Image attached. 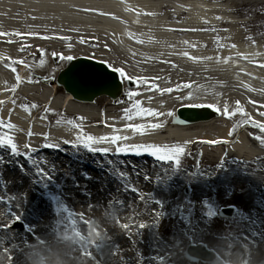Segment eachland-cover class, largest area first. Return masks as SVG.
Listing matches in <instances>:
<instances>
[{
    "label": "bare ground",
    "instance_id": "obj_1",
    "mask_svg": "<svg viewBox=\"0 0 264 264\" xmlns=\"http://www.w3.org/2000/svg\"><path fill=\"white\" fill-rule=\"evenodd\" d=\"M262 1L0 0V33L21 34L0 36V101L3 102L0 103V119L5 124L10 122L15 126L13 130L3 128L2 133L12 135L14 142L20 143L17 144L19 146L22 144L23 149L25 144L29 145L30 149L27 150L38 161L39 171H43L38 177L29 170L11 173L5 168V184H8L11 199L8 216L19 215L26 226H31L28 221L29 213L23 206L38 203L37 208L43 210V201L39 203V199H31V195L33 192L38 195L49 191L43 183L54 182L57 176L62 178L67 174L63 171L65 168L62 156L55 152L56 148L45 149L44 143L59 144L58 150L62 151L65 146L72 152L74 148L71 144L77 143L78 135L87 133L85 127L88 126L93 129L90 130L95 132L97 139L112 135L129 137L119 142L121 146L155 144L161 147L180 145L187 150L191 147L201 148L199 155L203 158V163L199 164V169L203 167L202 178L196 176L199 179L198 198L203 197L206 190H211L216 179L239 183L232 176L239 179L237 177L243 169H247L254 161L263 159L259 142L255 141L251 132L245 131L246 128L241 129L234 138L231 137L234 126L242 121L239 114L231 118L223 115L189 125L175 124L173 118L179 108H192L193 103L212 105L222 113L227 107L231 113L237 111L239 102L246 116L264 124V116L259 114L264 112V67L259 66L264 64V40L253 42L256 36L258 38L263 35L254 33L255 23L249 24L235 17L239 8L246 7V4H258L264 8ZM262 11L263 9L260 10ZM101 12L104 15H100ZM218 37L222 48L216 44ZM138 40L143 43H137ZM46 52L51 55H71L74 59L103 61L110 68L114 66L124 69L126 75L134 80L139 78L146 81L137 85L138 96L144 102L145 109H153L159 113L171 112L172 116L132 120L130 124H126L121 115L123 108H108L112 102L105 104L104 99L94 104L78 101L72 94L49 85L51 80L46 79V76H53L52 67L49 61L41 58ZM185 52L197 60L188 59ZM210 56L213 57L212 60L205 59ZM217 56L220 57L219 62L215 59ZM229 57L231 59L225 64L223 61ZM14 61H23L20 63L22 68L19 69L18 63H13ZM13 67L16 72L11 70ZM17 75L20 77L19 83ZM184 85L191 87H183ZM169 88L173 89L170 93L161 91ZM189 95L192 96L191 100L187 99ZM31 96L41 97L43 109L39 110L38 115L22 108L29 103L28 97ZM43 114L46 115V120L40 119ZM58 118L72 120L78 127L63 123L51 127L54 119ZM86 123L89 125L86 126ZM151 123H159L161 127L148 129L143 135L132 131L130 127ZM29 133H32L31 137ZM65 140L69 143H63ZM105 147L109 145L104 143L95 145L94 148ZM115 148L116 145L109 147L107 157ZM77 153L79 159L75 167L76 176L68 182L56 184L62 189L61 201L66 208L77 205L96 207L107 201L108 205H123L139 215L151 213L159 224L165 221L166 208L178 199V191L182 190L187 175L191 177L194 171L189 167L177 172L165 166L155 171L145 162H136L133 154H130L129 159L123 160L122 156L125 154L117 153L119 161H108L113 175L101 176L86 170L87 165L98 161L95 153L87 150H77ZM241 159L245 160L243 164H239ZM12 160L15 159L10 161ZM15 161L20 163L19 160ZM66 165L67 162L64 166ZM223 165L225 168L230 166L229 173H224ZM153 175H158L159 179L158 187L150 200L139 195L138 191H132L133 188L142 191L149 185L145 180H152ZM146 176L148 179H145ZM250 178L254 179V176L250 175ZM120 179L123 185H118ZM254 180L259 181L258 177ZM39 182L42 185L36 187ZM75 192L77 194L73 196ZM247 195L255 197L256 193L248 191ZM110 215H118V210ZM129 217L132 219L133 214L130 213ZM199 218L194 222L187 219L185 222L188 228L178 224V220L167 219L166 223L171 224L165 228L169 233L180 229L186 236L198 237L204 220L202 215ZM152 222L149 217L143 221L146 227L141 229V236H145L147 245L152 243L155 249L150 256L159 262H167L171 255H175L176 262L181 264L179 261L190 244L207 243L192 239L191 242L184 241L179 248L162 247L154 240L152 229L155 224ZM196 222L199 225L194 228L192 224L195 225ZM192 228L196 231L195 234L192 233ZM82 232L88 251V243L94 238V230L90 232L84 229ZM22 237L13 236L16 245L11 246L17 248L21 243L26 244L28 237L25 235L23 240ZM38 239L42 240L39 233Z\"/></svg>",
    "mask_w": 264,
    "mask_h": 264
},
{
    "label": "rangeland",
    "instance_id": "obj_2",
    "mask_svg": "<svg viewBox=\"0 0 264 264\" xmlns=\"http://www.w3.org/2000/svg\"><path fill=\"white\" fill-rule=\"evenodd\" d=\"M264 2V0H263ZM263 9L262 12L260 10ZM241 16H253L254 20V33L262 34L261 39L264 38V8L263 7H241ZM260 20L261 22H255ZM250 24V23H249ZM46 55V56H45ZM60 55L55 57L49 53H44L41 57L44 61H49L52 67L53 76H49L52 79V86H55L56 79L60 72L66 68V60H61ZM21 69V66H17ZM17 69V72H19ZM53 77V78H52ZM64 90V89H62ZM135 91L134 88H128L127 93ZM36 99L38 96H31ZM103 102L107 104L109 99L103 98ZM136 97H124L120 102L111 104L108 107L121 109L129 103H133ZM28 106L33 104L29 103ZM34 108H31L32 112ZM121 115H125L124 112ZM242 124L240 126L253 127L250 129L255 132L257 137L264 139V131L260 128L253 126L252 124H246V116H242ZM3 128H0L2 133ZM82 148V147H81ZM84 149V148H82ZM18 150L27 154L26 149H23L18 145ZM64 151L70 154L67 159L64 158L63 167L65 168L66 162L69 163L71 157L79 156L76 154L75 148L72 152H69L66 148ZM0 153L8 156L10 153L9 149H0ZM75 155V156H74ZM184 158L181 156V164L179 168H176L174 164L171 166L175 171H181L185 167H196L199 162L202 164L203 161H199L197 155H192V159ZM69 161V162H68ZM37 165V160H34ZM106 163V164H105ZM97 162L94 166L105 165L107 171L109 167L107 161ZM264 160L257 163L258 168L255 164L246 172L240 174L234 183L215 180L211 190H206L203 197H197V183L199 179L196 176L201 177L202 168L193 172L196 175H187L184 181V186L179 192L177 200L173 201L169 207L165 210L164 223L159 224L151 213H145L139 215L131 208L108 205L106 201L100 206L96 207H85L83 205L72 206L66 208L61 201L62 189L56 184L57 182H65L72 180L73 176L71 172L68 173L63 169L66 175L63 177L57 176L56 181L43 183V185L49 190L47 192H41L38 195L39 203L43 201L48 205L45 208L46 211L38 209V203L25 204L23 207L28 211V218L31 226H26L24 222L14 223L7 217L8 208L4 205L7 203L8 197V186L0 189V264H161L157 260H154L152 243L147 245L145 236H141V229L139 224L149 217L154 222L153 225V236L162 247L171 246L179 248L185 243L194 241H202L210 243V247L215 249L218 253V260L212 264H264ZM68 165V164H67ZM261 166V167H259ZM74 166L72 167V171ZM94 172V171H93ZM38 173V172H36ZM35 173V174H36ZM95 173V172H94ZM40 176V173L36 174ZM250 175L254 176V179L258 177L259 181H255L250 178ZM60 177V178H59ZM193 177V178H192ZM253 179V180H251ZM42 183H36V187L41 186ZM118 185H123L122 180ZM121 187V186H120ZM188 189L190 192L188 193ZM121 190V189H120ZM38 191V189H37ZM256 193V196L248 197L247 193ZM148 193H152L151 186H148L139 193L142 197H146ZM77 192L73 193L75 196ZM57 195L58 198L55 196ZM247 196V197H246ZM235 204L240 207L242 214L239 219L224 220L221 221L218 217L219 208ZM255 206V208H254ZM118 210V215L111 216L110 213H114ZM161 212V211H159ZM130 213L133 214V218L129 217ZM81 215L84 220L94 222L91 225H86L84 221L80 219ZM203 216L202 230H200V236H186L185 232L180 229H175L172 233L167 231L165 228L171 223H166L167 219L178 220V224L188 228L186 220L189 219L194 222L196 219H200L199 216ZM143 221L141 222L142 218ZM263 219V220H262ZM75 221V230H79L83 235L82 230L92 231L94 230V238L88 243L89 250L87 251L86 241H81L79 237L73 236L74 229L72 221ZM128 224L131 230L125 232L123 235V228L121 224ZM197 224V226H196ZM192 224V226L198 227L199 222ZM11 225L10 227H5ZM5 228V230H4ZM127 228V229H128ZM179 228V227H178ZM143 231V230H142ZM192 233L196 231L192 228ZM24 233V234H23ZM38 233L41 237V241L38 239ZM15 234L19 238L21 234L22 240L25 239V235L28 237V241L21 243L19 249H12L9 246L8 241L10 237ZM108 234V235H107ZM123 235L124 239L116 244L111 245V239L117 235ZM244 236L248 239L245 240ZM60 242V244H58ZM197 243V242H195ZM189 244V243H187ZM86 253H91L87 255ZM169 257L170 261L176 259L175 255ZM184 258V256H183ZM173 259V260H171ZM153 261V262H152ZM176 261V260H175ZM182 261V258L179 262ZM152 262V263H151Z\"/></svg>",
    "mask_w": 264,
    "mask_h": 264
},
{
    "label": "snow or ice",
    "instance_id": "obj_3",
    "mask_svg": "<svg viewBox=\"0 0 264 264\" xmlns=\"http://www.w3.org/2000/svg\"><path fill=\"white\" fill-rule=\"evenodd\" d=\"M129 10H131V9H129ZM99 14L100 15H104V13H102V12L99 13ZM145 14H150V13H145ZM137 15H139V13H137ZM113 18H115V17H113ZM216 19L219 20L220 17H216ZM213 31H216V29H213ZM6 35L20 36L21 34L20 33H0V36H6ZM43 38L44 39H49L50 37H43ZM61 39H63V37H61ZM81 43H84V41H81ZM137 43H143V41L138 40ZM216 44L220 48L223 47V45L220 43L219 37L216 40ZM232 47H235V46L233 45ZM56 55H57L56 53H53L54 57ZM184 55L187 56L188 59H190V60H193V61L197 60L196 57L189 56L187 52H185ZM59 58L61 60H67V61H72L74 59V57L71 56V55L64 56L63 54H60ZM243 58L247 59V57H243ZM205 59L212 60L213 57L210 56V57H207ZM215 59L217 60V62L220 61V57L219 56H217ZM229 59H231V57H229L228 59L224 60L223 62L226 64V63H228ZM13 63H23V61H18V62L14 61ZM41 63H43V61H41ZM101 63H104V62L102 61ZM259 66L260 67H264V64H261ZM111 67H112V72L113 73H118L121 78H127L129 81L133 80L132 77L126 76V72H125L124 69L117 68V67H114V66H111ZM11 70L13 72H16V69L14 67ZM16 80H17L18 83L20 82L19 75L16 76ZM134 82L136 84L146 83V81H142L139 78H137ZM183 87H191V85H184ZM177 90H179V89H177ZM12 91L14 92L15 88H13ZM161 91H167V92L170 93V92L173 91V89L169 88V89H165V90H161ZM127 95L129 97V99H131L132 97L138 96L139 93L133 91V92L127 93ZM187 99L191 100L192 96L189 95L187 97ZM0 103H3V102L0 101ZM191 106L195 107V108L212 107L213 111H218L219 110V109L215 108L212 105H205V104H201V103H193ZM36 107H38V106L35 105V104H33L31 106H28V105L22 106L23 110H25V111H30L31 108H36ZM223 114L226 116V118H231L232 116H235L237 114H239L241 116H246L247 115L244 112V110L242 108H240L239 102H237V111L229 113L227 107H225ZM259 114L264 116V112H261ZM161 115L172 116V113L171 112H169V113H159V112L153 111L152 109H145V108L141 107L140 102H134L132 104L131 108L125 109V119L128 120V121H131L134 118L145 119L147 117H159ZM80 119H82V118H80ZM59 123H60V121L57 120V124H59ZM67 123L69 125L74 126V127H78V125H75L72 120H68ZM245 123L246 124H252L253 126L258 127L262 131H264V124H257L255 121L250 120V119L247 120ZM5 127L7 129H9V130H13L15 128V126L12 123L9 122V123L5 124L4 120L0 119V128H5ZM130 127H131L132 131L143 135L148 129L155 130V129L160 128L161 124H159V123H151V124H147V125L146 124H139V125H133V126H130ZM232 131L235 132V129H233ZM28 135H29V137H31L32 133H29ZM44 139L46 141L48 140L47 137H44ZM127 139H129V137H127V136H123L122 137L120 135L105 136V137H101L100 139H96L92 135H87L86 137L83 136V135H78L76 137L77 143L71 144V147L77 148V147H81L82 146L89 153L100 152L101 154H105L106 155L109 152V147H111L112 145H116L115 151L118 154H125V155L133 154V155H136V156H140L142 154H146V155H150V156L154 157L157 161L172 163V164H174L176 166V168H179V166L181 164V159L180 158H181L182 154L185 152V148L184 147H182L180 145L163 146V147H161V146H157L155 144H134V145L121 146L119 144V142L121 140H127ZM221 142L222 141H217V143H221ZM63 143L68 144L69 141L65 140V141H63ZM104 143H107L109 145V147H105V148H94L93 147V145H100V144H104ZM259 143L261 145H264V139H260ZM43 147L45 149H48V148H56V149H58L59 148V144H52V143L45 142ZM5 148L10 150V153H11L12 156L18 157V156L22 155V153L18 150L17 143L14 142L13 136L9 135V134L0 133V149H5ZM24 148L25 149H30V146L25 144ZM40 172H41V174L43 173L42 170ZM145 179H148V177L146 176ZM132 191L136 192L138 190L136 188H133ZM10 219L14 223H17V222L20 221V216L19 215L15 216V217H11L10 216ZM80 219L82 221H84V223L86 225H91L92 223H94V222H89V221L84 220V217L82 215H81ZM71 223H72V226H73V229H74L73 236L79 237L80 240L83 241L84 237L82 236L81 232L79 230H75V223L76 222L73 220ZM10 226L11 225H6L5 227H10ZM120 226L122 228H125V229H127L129 227V225L126 224V223L125 224H121ZM145 227H146V225L144 223H140L139 224V228L140 229H143ZM86 254L89 255V256L91 255V253H86Z\"/></svg>",
    "mask_w": 264,
    "mask_h": 264
},
{
    "label": "water",
    "instance_id": "obj_4",
    "mask_svg": "<svg viewBox=\"0 0 264 264\" xmlns=\"http://www.w3.org/2000/svg\"><path fill=\"white\" fill-rule=\"evenodd\" d=\"M79 73L85 74V79L79 78ZM117 76V73L111 72L104 64L79 59L60 76L58 83L79 100L94 102L101 96L117 100L123 93V84ZM180 116L183 122L188 123L209 118L210 114L195 109H183Z\"/></svg>",
    "mask_w": 264,
    "mask_h": 264
}]
</instances>
